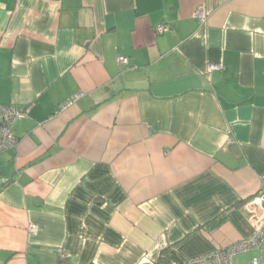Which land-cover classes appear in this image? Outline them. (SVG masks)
<instances>
[{"label":"crops","instance_id":"0c3cea01","mask_svg":"<svg viewBox=\"0 0 264 264\" xmlns=\"http://www.w3.org/2000/svg\"><path fill=\"white\" fill-rule=\"evenodd\" d=\"M0 106V264L208 256L264 187V0H0Z\"/></svg>","mask_w":264,"mask_h":264},{"label":"built area","instance_id":"2783aa9c","mask_svg":"<svg viewBox=\"0 0 264 264\" xmlns=\"http://www.w3.org/2000/svg\"><path fill=\"white\" fill-rule=\"evenodd\" d=\"M193 15L201 22H204L207 17V12L203 7H198ZM167 30V26H160L157 28L156 33L163 34ZM117 60L119 63L127 65V59L125 57L119 56ZM222 68L220 65H211L208 67V70H220ZM80 96L82 94L75 95L61 108L71 105ZM29 112L30 109L28 107L0 106V153L16 148L18 140L12 128L17 121L27 118ZM231 143L232 141L228 139L227 144ZM242 209L246 213V221L252 230V236L250 238L234 242L226 248L214 251L208 256L192 258L186 264H235L234 257L245 253L256 254L249 264H264V187L256 195L247 200L243 204ZM35 229V226H31L29 232L34 233ZM60 255L63 256L62 253Z\"/></svg>","mask_w":264,"mask_h":264},{"label":"rangeland","instance_id":"374dc122","mask_svg":"<svg viewBox=\"0 0 264 264\" xmlns=\"http://www.w3.org/2000/svg\"><path fill=\"white\" fill-rule=\"evenodd\" d=\"M256 256L255 253H245L234 257L235 264H249L251 259Z\"/></svg>","mask_w":264,"mask_h":264},{"label":"trees","instance_id":"16d2710c","mask_svg":"<svg viewBox=\"0 0 264 264\" xmlns=\"http://www.w3.org/2000/svg\"><path fill=\"white\" fill-rule=\"evenodd\" d=\"M162 264H167L166 261H162ZM57 264H70L69 261L67 260V258L65 257V255H59L58 256V260H57ZM93 264V263H91Z\"/></svg>","mask_w":264,"mask_h":264}]
</instances>
